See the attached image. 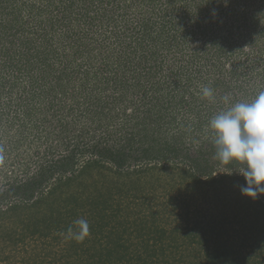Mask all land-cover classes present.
I'll list each match as a JSON object with an SVG mask.
<instances>
[{
    "label": "trees",
    "instance_id": "trees-1",
    "mask_svg": "<svg viewBox=\"0 0 264 264\" xmlns=\"http://www.w3.org/2000/svg\"><path fill=\"white\" fill-rule=\"evenodd\" d=\"M252 1L0 0V241L33 244L17 264H264V196H241L206 127L219 112L203 100V114L186 84L209 55L190 40L218 59L261 38L264 0ZM263 57L238 62L249 77L229 71L239 101L258 94L243 87ZM186 103L194 124L177 121ZM80 217L90 235L77 241Z\"/></svg>",
    "mask_w": 264,
    "mask_h": 264
},
{
    "label": "rangeland",
    "instance_id": "rangeland-1",
    "mask_svg": "<svg viewBox=\"0 0 264 264\" xmlns=\"http://www.w3.org/2000/svg\"><path fill=\"white\" fill-rule=\"evenodd\" d=\"M137 3H138V1H137ZM185 3L187 6H190V4H192L191 0H186ZM141 4L143 6L141 8V14H139L140 12L136 9L134 12V8H130V9L128 8L126 19L128 17L131 18L130 20H131L132 26L137 21L136 19H141V17H143L144 15H148L145 13V10L150 6V4H146L144 2ZM251 6L252 7L250 9L252 10L253 7L258 6V3H256L253 0ZM78 10H79V8L76 10V12ZM157 10H155V11H157ZM137 15H140V16H137ZM258 15H260V14H258ZM75 18L77 19L78 17L75 16ZM225 20H226L225 18H222L221 21L224 22ZM119 25H122V23ZM260 26H264V16L261 18ZM65 29L66 28H63L62 26L58 27L56 30V34L65 33V31H64ZM66 32H67V30H66ZM118 34H121V36H122L121 32H119ZM256 34H257V32H255V36L248 41H246V39H244L241 42H240V40L236 41L238 43V48L244 49L245 54H235V55L227 54V56H224L223 58H218V59H217V56L214 55L215 49L210 47V44H209V42H206V39L203 40L200 37H197V39H195V40H190L191 45H192L190 49L193 53H196L197 51H199V53H200V48H198V47H201L202 45H204L206 47V49H209L208 50L209 51L208 56H200L201 55L200 54L199 55L200 60L198 61L197 65L193 64V65L189 66L188 73H193V77L191 78L190 82L186 83L188 86L187 88L190 89L189 90L190 93H194V95L198 97L197 104L195 103V105L199 106L201 111L204 110V108H203L204 105H207V107L213 106L212 108H213V111H215V112H220L221 110L226 109L228 107V105L225 104L224 101L222 100V97H224L225 95H228L230 97V100L232 103H235L237 101L239 102V100L242 99V97H241L242 93H239L238 88H236L237 86H235V84L237 82L239 84H242V80H241L242 78L239 77L238 81H235L234 79L232 80L230 77L229 71H231L235 67L236 70L238 69L237 73H241V75H245V76L249 77L246 74L247 73L246 68L249 69L248 65H252V63H250V61H248V60H253V61H256L255 63H257V62H259L257 55L261 54L262 56H264V34H262L261 38L258 37L257 40H255V38L257 36ZM105 40H107V41H105ZM96 41L99 44L98 46H101V44H103L102 41H105L106 45L109 47L116 46V44H114L115 42L113 39H109V38L104 39V38L99 37L98 39H96ZM107 51H110V49H108ZM248 54H249V57H247ZM245 58H247L246 60L248 61L246 63V64H248L247 67H246V64L242 65L241 64L242 62L240 64L238 63L239 61H242ZM184 61H185V59H184ZM262 61L264 62V57H263ZM262 65H263L262 63L258 64L256 66L255 70H256V72L259 73V75L263 79L264 70H262ZM216 66H217V68H216ZM260 69H261V71H260ZM261 78L259 77L254 81L251 80V81L247 82L243 87L244 91L249 93V91L251 92V91L255 90V93H258V92L264 90L263 86H261V84L263 83ZM205 79H207V82L210 83L209 87L213 88L215 91V96L211 100L199 98L201 96L200 90H201L202 86L206 85ZM219 80L222 81L223 83H219ZM186 96L189 98L192 95L191 96L186 95ZM253 98H254V95L253 96L250 95V97L247 98L246 101H250ZM203 100H208V101H205L203 103L204 105L202 104L203 106L201 107L200 104L203 102ZM233 100H235V101H233ZM206 102H208L209 104H206ZM187 105L188 104L186 103V105H184V106H182V108L178 109L179 113L177 114V121L180 122L179 124H184L185 121H187L189 124H194V122L197 121L198 117L196 115H194L193 113H187L186 112L187 111L186 109L188 107ZM202 113L205 114V111H202ZM184 129H188V128L185 127ZM204 134L205 133L201 132V135H203V137H204ZM201 141H202V139L199 137V140H196L194 142L195 143L194 145L198 146L201 143ZM54 147H56L55 144H54ZM195 150L196 149H194V152H195ZM33 159H34V157L32 156L31 161ZM212 160H214L213 157H212ZM26 161L29 162L30 159L27 158ZM30 164H32V162H30ZM175 175H177V174H175ZM149 177H150L149 175H145V179L152 181L153 179H149ZM3 183H4V181L0 177V187H2L4 185ZM166 183H167V181H166ZM185 184H186V182L183 183V185H185ZM177 187L180 188L181 186H177ZM155 195H159V192L156 191ZM176 195H177V193L172 194V196H176ZM1 207H2V209H5L6 205H2ZM136 212H139L141 214L142 211H136ZM170 213H173V212H170ZM167 216L168 215H166V217ZM168 220H169V225L174 227L175 222L173 221L172 216H170L168 218ZM9 222L10 221L5 223L7 225V228L2 230V231H4L5 233H9L12 231H16L17 229L20 230L21 227L19 225H10ZM0 227H4L2 225V222H0ZM29 245H30V243L28 242V244L26 246H23L21 244H16V245L12 246L11 244L4 243L3 241H0V248H4L2 253H0V264H17V262L19 260H21L22 258H27L28 254L30 255V251H29V253L27 252V254H26V253H23V252H25V251H23V249L25 247H28ZM32 246H33V244H31V246H29L28 248L30 249V248H32Z\"/></svg>",
    "mask_w": 264,
    "mask_h": 264
},
{
    "label": "clouds",
    "instance_id": "clouds-1",
    "mask_svg": "<svg viewBox=\"0 0 264 264\" xmlns=\"http://www.w3.org/2000/svg\"><path fill=\"white\" fill-rule=\"evenodd\" d=\"M200 95L211 100L215 91L202 86ZM228 107L214 115L206 127L215 148V158L224 166L234 165L237 171L226 167L227 175L237 173L243 178L242 197L255 201L264 196V90L250 101L232 103L225 95ZM3 155H0V162ZM62 235L64 233H61ZM67 235L77 241L90 235L86 218H77L67 229Z\"/></svg>",
    "mask_w": 264,
    "mask_h": 264
}]
</instances>
